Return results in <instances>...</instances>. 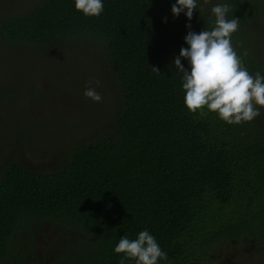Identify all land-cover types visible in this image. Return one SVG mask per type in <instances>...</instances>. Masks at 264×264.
Wrapping results in <instances>:
<instances>
[{
	"label": "trees",
	"instance_id": "trees-1",
	"mask_svg": "<svg viewBox=\"0 0 264 264\" xmlns=\"http://www.w3.org/2000/svg\"><path fill=\"white\" fill-rule=\"evenodd\" d=\"M175 3L103 0V13L87 17L74 0H0V105L18 114L5 113L11 124L24 111L13 104L17 88L37 97L50 73L102 89L84 140L48 159L16 145L0 155V264H120L115 246L142 230L167 254L159 264L264 257V108L239 125L188 111L173 61L187 33L215 18L202 0L191 21L173 16ZM213 3L239 18L232 44L264 75V0ZM14 63L26 74L7 69Z\"/></svg>",
	"mask_w": 264,
	"mask_h": 264
},
{
	"label": "clouds",
	"instance_id": "clouds-1",
	"mask_svg": "<svg viewBox=\"0 0 264 264\" xmlns=\"http://www.w3.org/2000/svg\"><path fill=\"white\" fill-rule=\"evenodd\" d=\"M74 4L87 17H99L104 11L103 0H74ZM208 5L215 18L214 25L199 33L189 31L184 38L188 47H182L173 61L182 73L184 104L193 114L215 113L229 125L251 122L264 108V75L250 73L232 44V35L238 31L240 20L228 18L230 6L202 0V10ZM197 7L198 0H176L171 12L176 17L184 13L191 21ZM186 27L191 29V24ZM181 58L187 60L190 71L181 63ZM84 96L94 102L102 100L93 87L87 88ZM114 252L123 254L120 264L126 260L135 264H159L160 260L167 259V254L147 230L140 231L135 239L121 237Z\"/></svg>",
	"mask_w": 264,
	"mask_h": 264
},
{
	"label": "rangeland",
	"instance_id": "rangeland-1",
	"mask_svg": "<svg viewBox=\"0 0 264 264\" xmlns=\"http://www.w3.org/2000/svg\"><path fill=\"white\" fill-rule=\"evenodd\" d=\"M7 69L26 74V69L20 66L17 67V63L10 65ZM12 76L14 75L12 74ZM39 79H36V81ZM61 81V74L50 73L47 82H37L39 88L37 97L33 91L28 92L24 88H17V91H15L18 95L14 97L13 104L14 106L21 105L24 111L20 112L21 118L15 123L16 126L11 124L13 120L5 115L6 112L18 115L15 114L13 107L10 108V111H7L3 106L6 104L0 105L1 156L9 154L15 149L16 145L19 149H23L19 152L26 154L27 157L34 156L38 159H48L55 155L54 148L62 149L68 145V141L78 142V140H84L86 137L81 139L82 136L78 137V135L91 131L98 125L97 120L91 119V117L100 118V111L93 100L86 99L84 96L86 87L81 88V86L85 85L71 83L69 79L66 82ZM84 82L88 84V81L85 80ZM94 84L91 87L96 88L98 93L102 94L101 84ZM87 104H91V107ZM101 116H103V112ZM5 135H12L10 138L14 137L15 140L24 139L27 144L18 141H11L10 144H6L5 139L7 137ZM24 163L27 166L29 164L34 165V163L28 164L26 160ZM253 262L264 264V257L260 255L253 259L250 264ZM235 264H247V262L245 260L242 262L239 259Z\"/></svg>",
	"mask_w": 264,
	"mask_h": 264
}]
</instances>
